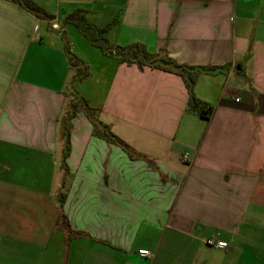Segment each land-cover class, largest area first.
<instances>
[{"label":"crops","instance_id":"obj_1","mask_svg":"<svg viewBox=\"0 0 264 264\" xmlns=\"http://www.w3.org/2000/svg\"><path fill=\"white\" fill-rule=\"evenodd\" d=\"M33 1L55 19L0 0V264H264V0ZM77 11L116 21L109 46L218 68L194 88L212 114L182 76L93 46ZM77 97L134 159L70 119Z\"/></svg>","mask_w":264,"mask_h":264},{"label":"trees","instance_id":"obj_2","mask_svg":"<svg viewBox=\"0 0 264 264\" xmlns=\"http://www.w3.org/2000/svg\"><path fill=\"white\" fill-rule=\"evenodd\" d=\"M10 1L13 4H16L26 10H28L29 13H32L39 19H45L46 21H51L55 19V16L52 14H49L46 12L45 9L37 5L33 0H7ZM85 21V15L82 11H77L74 14H72L66 23L73 24L75 27L79 28L84 36L88 39V41L96 47H99L100 50L103 51L105 54H114L118 57V59L123 63L133 64L137 65L140 69H143L144 66H150L153 67V69H160L165 71H171V73L178 74L183 77L188 91H189V102H188V110L195 111L200 114L202 118L208 119L209 115L212 114V108L207 106L206 104H203L198 98H196V94L194 92V88L197 82V79H199L200 75L202 73H215L218 71V68L214 67H189L187 65H178L172 59L167 55H161L157 58H153L145 49V46L142 44H132L128 47H118V46H110L108 47L105 43L103 44L100 42L99 37L91 30L90 27H87L84 25ZM105 31H101L100 35H103ZM103 37V36H102ZM70 64L72 67H75L79 70V60L71 55ZM83 75H78L79 79L83 80L88 76V73L86 72V68L82 69ZM84 112L86 116L89 118V120L92 122V124L95 127L94 132L102 139L109 143H113L116 146H119L122 148L123 151L127 152L130 157H133V154L130 151V146L125 143L123 140L115 136V134L111 131V128L108 125L103 124L98 119V114L100 110L96 107H93L87 102L86 100L77 97L76 100H74L71 103V114L70 119L74 118L77 112ZM71 124L67 126L66 129V138L68 142V147H70V134L69 129L71 128ZM67 147V152H68ZM68 155V153H67ZM65 156V158L67 157ZM67 171L66 164L63 165ZM67 199V193L63 192L60 197V209H63L64 202ZM67 217L62 214V218L59 219V225L64 224L65 227H67L66 224Z\"/></svg>","mask_w":264,"mask_h":264},{"label":"rangeland","instance_id":"obj_3","mask_svg":"<svg viewBox=\"0 0 264 264\" xmlns=\"http://www.w3.org/2000/svg\"><path fill=\"white\" fill-rule=\"evenodd\" d=\"M116 22V21H115ZM115 22H110V23H107L105 26L106 27H104L101 31H105L104 32V34L103 35H100V30L98 31V32H96L95 30H93L94 31V33H97V37H99V39H100V42H102L103 44L105 43L108 47H110L109 45H108V43L109 42H107L105 39H104V35L109 31V29L112 27V26H114L115 25ZM103 36V37H102ZM75 68V67H74ZM83 68L82 67H79V70L77 69V68H75V70H74V72L76 73V76L78 77V75H83V70H82ZM70 84V83H69ZM73 100V99H72ZM71 100V103L73 102ZM70 107V113H71V105L69 106Z\"/></svg>","mask_w":264,"mask_h":264},{"label":"built area","instance_id":"obj_4","mask_svg":"<svg viewBox=\"0 0 264 264\" xmlns=\"http://www.w3.org/2000/svg\"><path fill=\"white\" fill-rule=\"evenodd\" d=\"M185 157H186V155H185ZM206 244L208 246H211V247H219L220 249H225L227 247V243L220 242V241L216 240L215 237H213V238L209 239L208 241H206ZM139 253L141 255H144V256L145 255H148V256L150 255L148 250H141V251H139Z\"/></svg>","mask_w":264,"mask_h":264}]
</instances>
